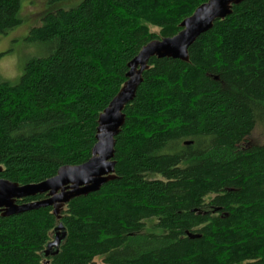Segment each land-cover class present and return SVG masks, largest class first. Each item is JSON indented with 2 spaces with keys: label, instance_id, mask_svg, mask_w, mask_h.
I'll list each match as a JSON object with an SVG mask.
<instances>
[{
  "label": "trees",
  "instance_id": "1",
  "mask_svg": "<svg viewBox=\"0 0 264 264\" xmlns=\"http://www.w3.org/2000/svg\"><path fill=\"white\" fill-rule=\"evenodd\" d=\"M208 1L81 0L44 14L25 39L41 56L0 79V179L38 184L87 162L127 64ZM21 3L0 0V36L22 23ZM123 113L114 179L59 219L52 207L0 215V264H264V143L246 145L264 127V0L233 6L188 62L151 58Z\"/></svg>",
  "mask_w": 264,
  "mask_h": 264
},
{
  "label": "water",
  "instance_id": "2",
  "mask_svg": "<svg viewBox=\"0 0 264 264\" xmlns=\"http://www.w3.org/2000/svg\"><path fill=\"white\" fill-rule=\"evenodd\" d=\"M242 1L244 0H209L182 21L178 34L151 41L142 47L127 64L125 83L99 115L96 143L92 148L91 158L79 166L61 167L56 176L38 184L20 186L0 179V215L9 217L39 208L52 207L54 216L59 219L61 210L71 200L95 193L104 184L113 180L115 137L124 125L123 110L134 100L138 86L142 82V73L148 68V61L151 58H167L188 62L189 47L197 38L211 30L216 21L230 16L233 6L239 5ZM36 196H45V198L29 203H16ZM61 231V225L54 230L53 240L46 246L44 252L45 258L58 253ZM43 264L50 263L45 259Z\"/></svg>",
  "mask_w": 264,
  "mask_h": 264
},
{
  "label": "rangeland",
  "instance_id": "3",
  "mask_svg": "<svg viewBox=\"0 0 264 264\" xmlns=\"http://www.w3.org/2000/svg\"><path fill=\"white\" fill-rule=\"evenodd\" d=\"M81 0H62L52 3L50 0H22V23L13 30L0 36V79L15 82L22 72L24 63L34 57L41 56L42 50L36 45L26 43L25 39L30 29L40 27L42 18L48 11L58 8L70 9ZM150 33L159 36L160 30L149 25ZM159 40H162L159 38ZM264 143V127L257 126L248 137L246 145H262ZM93 264H104L102 257H96Z\"/></svg>",
  "mask_w": 264,
  "mask_h": 264
}]
</instances>
